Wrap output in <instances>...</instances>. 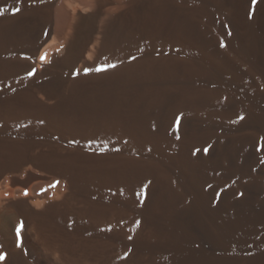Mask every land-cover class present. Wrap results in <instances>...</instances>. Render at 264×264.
<instances>
[{
	"label": "bare ground",
	"instance_id": "1",
	"mask_svg": "<svg viewBox=\"0 0 264 264\" xmlns=\"http://www.w3.org/2000/svg\"><path fill=\"white\" fill-rule=\"evenodd\" d=\"M34 1L0 15V79L37 87L0 111V264H264V0H94L67 31Z\"/></svg>",
	"mask_w": 264,
	"mask_h": 264
},
{
	"label": "rangeland",
	"instance_id": "2",
	"mask_svg": "<svg viewBox=\"0 0 264 264\" xmlns=\"http://www.w3.org/2000/svg\"><path fill=\"white\" fill-rule=\"evenodd\" d=\"M93 1L94 0H63V1L59 0L57 2H54L53 8H52L53 23H55L54 25L55 26L58 25L57 27H59L61 29H65L66 31L70 30V29H72V30L75 29L76 26L80 23V19L76 16V13H75L76 10L75 9H78L81 12L90 13L93 10V8L91 7ZM140 2H141V0H109L107 5H106V8L108 9V11H104V13L99 18L98 23L103 24V22L110 17L112 12H110L109 9L115 10V11H113L114 13H116V12L117 13L118 12L128 13V14H130V17H131V15H135V14L140 15L141 13L138 10V5L140 4ZM34 4H36V2L34 0H30V1L18 0L11 5L10 4L7 5V7L3 11L2 16L5 19H9V18L12 19L13 23L11 24V27L18 29V16L21 14H26V13H31V14L35 13L36 10L32 8V6ZM28 6H31V8H28ZM14 8H20V11L18 13H16L15 15H13V9ZM52 39H53V37L50 38V41ZM58 42H59V40H58ZM58 42L53 41L52 43H50V47L55 49V47L58 45L57 44ZM17 48L18 49L13 52V58L24 59V55H25L24 50L22 49V47H18V44H17ZM58 49L57 50L55 49V50L58 52L59 51ZM89 57L93 59V57H91V55H89ZM67 76L60 73L57 76H55V79L60 78L59 79L60 84L62 83L60 86L64 85V87H66L69 79H71V76H69V77H67ZM63 82H65V83H63ZM12 84L14 85V87ZM25 89H27V90H25ZM34 90L37 91L36 85L33 82L26 80L25 77H23L21 75H18L16 79L15 78H9L7 80L0 79V111L3 112V110L5 111V110L11 109V108L12 109H16V108L18 109V107H20V105H18V95L23 93V92H35ZM56 143L60 147H66L67 148V144L63 141L61 142L60 140H58V142H56ZM9 180L8 181L6 180V183L4 186V190L8 191V192H6V197L7 198H14V197L17 198L18 197V193H17V191H18L17 186L18 185H14L12 183V181L11 180L9 181ZM29 191H31V190L29 188H26L22 194L23 195L25 194L24 196H28L30 193ZM135 222L136 221L134 220L133 224H135ZM111 226L112 225H107L104 227L106 229L109 228L110 230H115V229L119 230V228L114 227V225L112 227ZM137 229H138L137 227L129 229V230H126L125 228H123V230L121 229L120 231L124 232V234H127V237H130V238L135 237V236H152V233H149L150 229H148V228L145 229L146 231L144 229L138 231ZM15 231H16V229H15ZM110 253H112L114 255L113 256L114 260L117 261L118 264H122V263L123 264L124 263H126V264H136V263L140 264L145 259L144 255H138L135 252H133L132 250H129L125 247L118 246L117 244L114 246L113 251H111ZM138 262H140V263H138Z\"/></svg>",
	"mask_w": 264,
	"mask_h": 264
},
{
	"label": "snow or ice",
	"instance_id": "3",
	"mask_svg": "<svg viewBox=\"0 0 264 264\" xmlns=\"http://www.w3.org/2000/svg\"><path fill=\"white\" fill-rule=\"evenodd\" d=\"M257 3H258V0H251V5L253 7L257 6ZM3 11L4 9H0V15L3 14ZM20 11V8H14L13 9V15H15L16 13H18ZM249 18H251V13L249 14ZM221 46H224L223 44H221ZM41 60H44L46 59L45 56H41L40 57ZM109 67H116V65H109ZM98 70H103V69H98ZM86 72L89 71L88 69L85 70ZM35 72V70L33 69L31 72L28 73L29 76L33 75ZM240 119H243V117H240ZM177 123H179V118H177ZM260 150H264V149H260L258 148L257 151H260ZM205 152L208 151V149H204ZM58 183V182H57ZM54 186V185H53ZM137 224H139V221H137ZM24 227L23 223L19 224L17 227H16V236H17V239H19L20 237V233H21V229ZM6 259V254L5 253H2L0 252V261H4Z\"/></svg>",
	"mask_w": 264,
	"mask_h": 264
}]
</instances>
